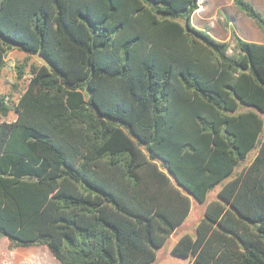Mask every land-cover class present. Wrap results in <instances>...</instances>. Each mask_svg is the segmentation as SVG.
<instances>
[{"label": "trees", "instance_id": "trees-1", "mask_svg": "<svg viewBox=\"0 0 264 264\" xmlns=\"http://www.w3.org/2000/svg\"><path fill=\"white\" fill-rule=\"evenodd\" d=\"M264 29V14L233 0ZM198 0H0V235L58 264H264V43L191 24ZM231 45L233 50L228 52ZM29 66L26 72L25 67ZM253 152L247 164L243 163Z\"/></svg>", "mask_w": 264, "mask_h": 264}, {"label": "rangeland", "instance_id": "rangeland-1", "mask_svg": "<svg viewBox=\"0 0 264 264\" xmlns=\"http://www.w3.org/2000/svg\"><path fill=\"white\" fill-rule=\"evenodd\" d=\"M205 1L208 7L211 8L213 6V0ZM248 1L253 3L264 14V0ZM201 2H203V0H201ZM235 8L236 11H233ZM219 11L220 15H217V20L222 26H226L225 23L231 19L227 14L229 12L233 17L230 30L236 29L237 31H239L242 29L245 32V35L243 36L244 39L264 43V29L259 27L256 22L247 15L241 17L239 14L242 11L237 8L233 0H224L223 6L219 9ZM250 22L254 24V27H252L253 25H251ZM212 25L206 27L209 29V27H213ZM226 29L228 28L226 27ZM223 31L228 33V30L224 29ZM230 48L232 49L228 50L229 53L232 52L233 45H231ZM6 57L7 58H5V65L0 70V95H8L10 99L16 101L26 86L29 73H26L21 79H18L16 75L15 64L18 61L21 62L25 58H27L28 63L32 62L35 64L48 65V61L38 53H26L18 49L9 51ZM25 70L26 72H28L29 66H26ZM15 115V112L11 111L7 116L1 117L0 121H11L15 118ZM262 116L264 118V113H262ZM253 152L254 151L249 154L248 159L243 163V165L247 164L248 161L252 158ZM218 189V185L214 189H212L207 194L206 201L204 203H198L192 199L191 209L188 216L185 218L184 222L176 229L173 235H171L166 240L165 244L157 250L156 260L152 264H195L192 256H188L186 258L174 256L170 253V249L175 243L174 240L178 239L182 234H195V226L202 215V210L205 203L212 198H217ZM1 238L0 264H58V261L55 259L49 249L44 245H30L27 247L14 246L9 240H7L5 244V242ZM41 248H43V250H41Z\"/></svg>", "mask_w": 264, "mask_h": 264}, {"label": "crops", "instance_id": "crops-1", "mask_svg": "<svg viewBox=\"0 0 264 264\" xmlns=\"http://www.w3.org/2000/svg\"><path fill=\"white\" fill-rule=\"evenodd\" d=\"M223 1L224 0H213V6L210 8L208 7V5L206 4V1L203 0V2H201V0H198V8L191 14V17H190V21H191V24L197 28H200V29H203L205 30L207 33H209L212 37H214L215 39L217 40H221V41H226L229 39V36H230V27H231V24H232V19L233 17L230 15V13L228 12V17H230L231 19L228 20L225 24V25H221L220 22L217 20V15H220V11L219 9L223 6ZM233 11H236V8L233 10ZM241 17H244V13H240L239 14ZM251 25H253L252 27H254V24H252V22H250ZM213 24V25H212ZM209 25H212L213 27H209V29L206 27V26H209ZM221 25V26H220ZM226 27L228 29H226ZM228 30V33L227 32H224L223 30ZM210 30V31H209ZM235 32L241 37L244 39V35H245V32L241 29L239 31H237L236 29H234ZM258 42V41H256ZM21 51V50H20ZM25 52V51H23ZM28 53V52H26ZM8 54V53H7ZM7 58V57H5ZM16 117V115H15ZM15 119V118H14ZM12 119V120H14ZM11 120V121H12ZM190 203H192V199H190ZM188 216V215H187ZM186 216V217H187ZM185 220V219H184ZM184 222V221H183ZM176 231V230H175ZM174 231V232H175ZM173 232V233H174ZM173 233L171 235H173ZM2 237V238H1ZM0 238L5 242L6 244V241L8 240L7 237L5 236H2L0 235ZM176 240H174V242H176ZM46 246V245H44ZM47 247V246H46ZM41 250H43V248H41ZM51 252V251H50ZM156 260V259H155Z\"/></svg>", "mask_w": 264, "mask_h": 264}]
</instances>
